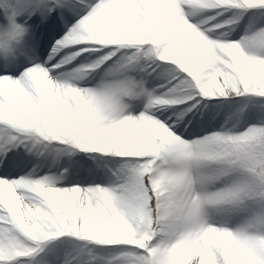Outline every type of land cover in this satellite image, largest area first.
<instances>
[{
  "label": "snow or ice",
  "instance_id": "6c2138e0",
  "mask_svg": "<svg viewBox=\"0 0 264 264\" xmlns=\"http://www.w3.org/2000/svg\"><path fill=\"white\" fill-rule=\"evenodd\" d=\"M0 264H264V0H0Z\"/></svg>",
  "mask_w": 264,
  "mask_h": 264
}]
</instances>
